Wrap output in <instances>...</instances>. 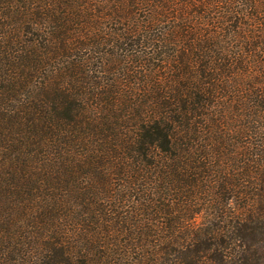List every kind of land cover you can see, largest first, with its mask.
Masks as SVG:
<instances>
[{"label":"trees","instance_id":"1","mask_svg":"<svg viewBox=\"0 0 264 264\" xmlns=\"http://www.w3.org/2000/svg\"><path fill=\"white\" fill-rule=\"evenodd\" d=\"M0 264H264V0H0Z\"/></svg>","mask_w":264,"mask_h":264}]
</instances>
